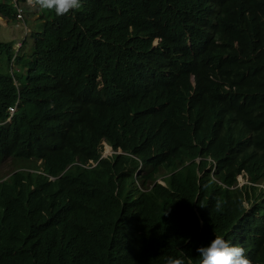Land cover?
I'll use <instances>...</instances> for the list:
<instances>
[{
  "label": "clouds",
  "instance_id": "9594fccd",
  "mask_svg": "<svg viewBox=\"0 0 264 264\" xmlns=\"http://www.w3.org/2000/svg\"><path fill=\"white\" fill-rule=\"evenodd\" d=\"M196 1V7L166 13L157 21L142 1L134 6L129 0H14L8 9L0 3V56L24 61L19 76L46 58L55 36L66 39L76 31L67 55L86 60V65L74 66L75 95L89 118L84 123L80 112L62 110L52 83L39 99L17 98L10 115L0 121V161L21 160L0 173V214L25 202L29 225L46 218L40 229L48 231L46 223L54 218V226L63 231L83 204L84 187H103L102 177L115 173L143 193H160V204L170 197L172 208L183 212L201 195L205 204L218 199L220 211L221 193L236 192L240 208L263 222L264 143L259 149L257 136L234 116L236 109L246 115L245 91L234 94L204 80L193 61L197 48L212 42L218 13L246 0ZM143 15L152 19L149 26ZM3 23L18 25L24 37L5 40ZM103 37L104 42L117 40L107 52L99 45ZM19 113L30 115L27 125L15 122ZM54 125L60 127L59 140L67 142L59 153L38 156L34 147L20 145L28 136L33 142L54 137ZM236 141L248 146L232 162ZM208 184L214 187H203ZM254 230H240L242 241L214 236L196 249L198 264H251L245 244ZM186 262L192 264V258L180 251L165 264Z\"/></svg>",
  "mask_w": 264,
  "mask_h": 264
},
{
  "label": "trees",
  "instance_id": "16d2710c",
  "mask_svg": "<svg viewBox=\"0 0 264 264\" xmlns=\"http://www.w3.org/2000/svg\"><path fill=\"white\" fill-rule=\"evenodd\" d=\"M129 1L134 6L142 1L146 10L154 12L156 21L166 13L183 12L197 6L196 0ZM13 2L0 0L7 4L6 9ZM64 20L77 26V21ZM216 20L213 40L197 48L193 54L194 65L204 80L229 88L234 94L245 91L246 115L236 109L234 116L257 136V147L261 149L264 143V0H246L240 7L220 11ZM151 21L143 15V23L149 26ZM116 23L119 28L120 20ZM54 27L55 31L60 30L58 23ZM73 34H76L75 30H71L66 39L55 36L47 48L46 58L38 65L29 66L26 75L19 76V62L24 61L0 56V121L10 115L9 110L17 98L39 99L48 83H52L53 94L57 95L56 102L61 104L62 110L78 111L81 121L89 122L75 95L74 66L86 65V60L79 54L67 55L74 48ZM104 40L103 37L99 45L105 52L117 42ZM216 111L218 122H221L219 107ZM29 117L19 113L15 122L18 126L27 125ZM59 128L52 126L54 137H35L33 142L32 136H28L20 145L34 147L38 156L59 153L67 144L59 140ZM247 146V141L233 144L232 162L238 160ZM48 165L56 171L52 162ZM102 182L103 187L96 184L84 187L83 204L76 209L73 222L63 231L54 226V218L46 223L50 228L48 231L40 229L46 218L32 220L34 224L29 225L25 202L16 203L1 213L0 264H165L167 257H178L180 251L192 258V264H198V247L207 246L214 236L242 241L239 231H248L251 226L255 230L247 235L250 238L245 244L248 259L251 264H264V220L256 222L251 218V212L241 209L236 192L225 190L221 193L220 211L215 207L218 199L212 198L205 204L201 195L195 206L191 199L189 208L183 212V209L172 208L174 202L170 197L163 198L160 204V193H143L131 187L130 180L115 173L105 174ZM39 231L42 234L39 235ZM77 233L76 237L67 238Z\"/></svg>",
  "mask_w": 264,
  "mask_h": 264
},
{
  "label": "rangeland",
  "instance_id": "374dc122",
  "mask_svg": "<svg viewBox=\"0 0 264 264\" xmlns=\"http://www.w3.org/2000/svg\"><path fill=\"white\" fill-rule=\"evenodd\" d=\"M4 21L6 20L4 19ZM3 25L5 24L3 23ZM33 25L35 26V24ZM1 30L3 31L2 35L5 40H8L9 38L15 35L17 36L18 40H21L24 37L23 31H21L18 28V25H5L1 28ZM34 161L35 160H30L28 162H34ZM19 163H21V160L13 159V158H7L6 160L0 161V173H4V172L14 169L15 166ZM37 163L40 164V161H37Z\"/></svg>",
  "mask_w": 264,
  "mask_h": 264
}]
</instances>
